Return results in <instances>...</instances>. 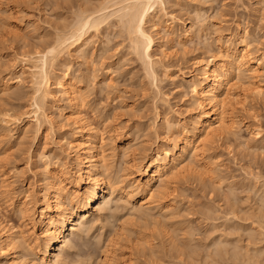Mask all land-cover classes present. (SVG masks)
Listing matches in <instances>:
<instances>
[{"label":"rangeland","instance_id":"rangeland-1","mask_svg":"<svg viewBox=\"0 0 264 264\" xmlns=\"http://www.w3.org/2000/svg\"><path fill=\"white\" fill-rule=\"evenodd\" d=\"M76 3L78 0H0V113L10 110L20 115L31 110L34 91L19 56L53 42L59 33L56 30L66 29L75 19ZM165 4V13L173 18L166 14L169 18L164 19L173 34L162 30L152 34L155 44L151 52L158 60L153 64L156 81L147 78L146 65L130 52L125 32L111 18L112 23L108 20L90 34L94 44L86 57L80 52L71 57L64 53L50 67L54 99H47L44 112L51 124L40 116L41 129L36 134L35 124L26 122L27 118L10 127L0 124L3 224L14 226L30 239L37 229L30 228L17 206L25 200L30 215L38 213L46 182L45 162H67L70 174L75 171L61 137L70 140L77 124L56 81L74 83L82 93L76 110L85 129L102 137L98 145L103 149L106 174L116 181L119 191L127 189L132 180L130 160L139 162L164 144L166 130L160 117L179 119L190 129L197 110L185 76L196 74L199 62L211 54L223 58L236 36L250 42L251 55L262 56L264 62V0ZM183 24L191 25L192 34L182 47L178 39ZM256 80L264 87V67ZM235 81L225 104L229 132L212 138L197 161L185 160L188 169L169 177L167 186L157 192L158 206L143 210L151 216L134 210L137 195L133 200L115 195L101 211L105 214L88 217L69 235V244L54 264H248L251 258L264 264V94L252 95L249 83ZM166 201L171 208H159ZM31 246L35 244L31 242ZM18 250L22 256L34 257L32 250ZM0 264H7L1 253Z\"/></svg>","mask_w":264,"mask_h":264},{"label":"bare ground","instance_id":"bare-ground-1","mask_svg":"<svg viewBox=\"0 0 264 264\" xmlns=\"http://www.w3.org/2000/svg\"><path fill=\"white\" fill-rule=\"evenodd\" d=\"M90 1L93 4H90ZM94 1L78 0L76 13L70 11L75 19L66 29L60 24L63 29L56 30L59 33L56 34L53 42L41 50L35 48L32 52L28 54L25 52V55L19 56L21 61L26 64L25 69L34 91L31 110L22 112L20 115H15L16 113H11L10 110L3 111L0 113L1 125L10 127L14 123H21L23 118H27L26 122L31 121L33 125L35 124L36 134L41 129L42 119L51 124L50 117L45 113L47 111L44 112L47 99L54 97L50 90V77H53L50 67H53L55 61L62 55L67 54L66 56L71 57L74 52H80L81 56L83 54L86 57L88 48H93L94 44L90 39V34L99 31L101 25L111 18L116 19V23L118 22L121 26V32H125L126 35H123L127 37L130 52L133 51L144 62L143 65H146L147 78L150 77L152 82L158 79L156 71H154L155 68L153 69V64L157 59H153L154 56L151 52L155 44L152 34L154 31L160 32L161 30L164 31V34H173V28L169 23L167 24V19H164L173 17L165 13L163 6H166L167 1L177 5L179 0H96V5ZM88 3L90 5H87ZM180 31L181 38L178 39V44L183 47L192 34L191 25L183 24ZM168 35H166L167 38H169ZM171 40L173 39L171 38ZM250 45V42H245L243 38L236 36L235 40L224 50L225 53L222 55L224 59L221 58V55L220 59H217L215 54H211L212 56L204 62L198 63L196 74L185 76L188 77L186 83L191 99H193V105L197 110V114L189 122L190 129H186V123L179 119L173 120L166 115L160 117L164 120V129L166 130L164 144L157 146L153 154L144 155V159L139 162L133 158L130 160L128 164L131 168L130 174L133 175L132 180L125 186L127 189L123 188L119 191L114 183L116 181L110 180L106 174L103 149L98 145L102 137L92 129H85L83 117L76 110L78 104H81L79 99L82 93H79L78 88L73 85L74 83L67 84L61 81L62 79L59 80L60 77L57 78L59 81H56L55 86L72 107L71 117L77 124L76 133L71 136L70 140L61 137L63 141L61 145L66 146V150H69L66 155L73 159L75 171L72 175L70 174L67 162H61V165L57 164L58 161L45 162L43 171L46 174V182L41 191V205L38 213L36 216L30 215V207H25V200L17 206V209L26 216L30 228L37 229V232H32L29 240L22 231H16L14 226L5 225L0 221V253L6 258L7 264H54L59 262V255L69 244V235L75 234L78 231V226L84 225L83 223L88 217L96 216L104 210L105 205L115 195H119L120 198L123 196L128 200L135 199V195H137L138 198L135 200L138 203V208L136 207L134 210L139 211L138 213L141 212L140 214L144 217L151 216L150 212L145 211L158 206L160 196L157 192L159 193L167 186L169 177L188 169L183 164L185 160L197 161L198 154L205 150L211 139L220 136L230 128L226 125L225 108L227 105L225 104L231 99L230 91L235 84L233 81L236 82L237 79V81L249 83L251 94L256 96L264 94V87L256 80L264 67L263 58L262 56L253 57ZM63 63L65 62L63 61ZM68 63L66 64L68 65ZM84 75L86 76V74ZM15 81L18 82L20 79ZM254 135H258V132H255ZM162 203L159 208L162 206L171 208L172 206L168 201ZM143 210L145 211L143 212ZM31 242L35 244L34 247L31 246ZM20 248L25 251L32 250L34 257L29 259L28 256L18 254ZM104 258L106 257L104 256ZM252 261L251 258L248 264H258L257 261Z\"/></svg>","mask_w":264,"mask_h":264}]
</instances>
